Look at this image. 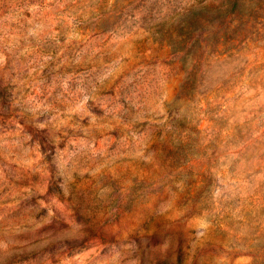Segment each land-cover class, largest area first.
Instances as JSON below:
<instances>
[{
	"label": "rangeland",
	"instance_id": "374dc122",
	"mask_svg": "<svg viewBox=\"0 0 264 264\" xmlns=\"http://www.w3.org/2000/svg\"><path fill=\"white\" fill-rule=\"evenodd\" d=\"M0 264H264V0H0Z\"/></svg>",
	"mask_w": 264,
	"mask_h": 264
},
{
	"label": "trees",
	"instance_id": "16d2710c",
	"mask_svg": "<svg viewBox=\"0 0 264 264\" xmlns=\"http://www.w3.org/2000/svg\"><path fill=\"white\" fill-rule=\"evenodd\" d=\"M238 8V3H236L234 6H233V8L231 9V11H230V14H233L235 11H236V9Z\"/></svg>",
	"mask_w": 264,
	"mask_h": 264
}]
</instances>
